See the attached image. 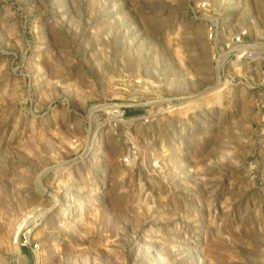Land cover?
<instances>
[{"label": "rangeland", "instance_id": "374dc122", "mask_svg": "<svg viewBox=\"0 0 264 264\" xmlns=\"http://www.w3.org/2000/svg\"><path fill=\"white\" fill-rule=\"evenodd\" d=\"M0 264H264V0H0Z\"/></svg>", "mask_w": 264, "mask_h": 264}, {"label": "built area", "instance_id": "2783aa9c", "mask_svg": "<svg viewBox=\"0 0 264 264\" xmlns=\"http://www.w3.org/2000/svg\"><path fill=\"white\" fill-rule=\"evenodd\" d=\"M199 6H201L202 8H204V7H205V3L200 1ZM214 34H215V33H214V28L212 27V25H210V26L207 28L208 39H209V40H213V39H214ZM234 40L237 42V44H239V42H240V36H236V37H234Z\"/></svg>", "mask_w": 264, "mask_h": 264}, {"label": "trees", "instance_id": "16d2710c", "mask_svg": "<svg viewBox=\"0 0 264 264\" xmlns=\"http://www.w3.org/2000/svg\"><path fill=\"white\" fill-rule=\"evenodd\" d=\"M132 114H134V113L133 112H129V111L127 112V115H132Z\"/></svg>", "mask_w": 264, "mask_h": 264}, {"label": "bare ground", "instance_id": "6f19581e", "mask_svg": "<svg viewBox=\"0 0 264 264\" xmlns=\"http://www.w3.org/2000/svg\"><path fill=\"white\" fill-rule=\"evenodd\" d=\"M211 94H213V93H209V95H207V96H210ZM15 242H16V239H15Z\"/></svg>", "mask_w": 264, "mask_h": 264}]
</instances>
